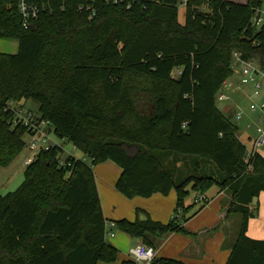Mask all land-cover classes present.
Instances as JSON below:
<instances>
[{
  "label": "trees",
  "instance_id": "1",
  "mask_svg": "<svg viewBox=\"0 0 264 264\" xmlns=\"http://www.w3.org/2000/svg\"><path fill=\"white\" fill-rule=\"evenodd\" d=\"M45 1L25 28L16 0H0V37L18 40L16 53L0 52V165L25 147L26 128L12 127L8 108L23 99L38 102L55 135L86 160L68 155L61 163L59 145L41 150L20 186L0 192V264L116 262L93 169L107 160L122 169L115 186L124 196L175 189L177 212L189 210L193 191L227 189L228 213L242 222L226 264H264V239L247 234L251 204L264 193V152L246 162L240 126L216 104L234 51L264 68V29L250 24L264 0H187L184 22L181 0ZM206 3L209 11L199 10ZM183 158L191 167L179 172ZM116 227L150 246L184 231L142 208ZM152 264L185 263L156 257Z\"/></svg>",
  "mask_w": 264,
  "mask_h": 264
},
{
  "label": "crops",
  "instance_id": "2",
  "mask_svg": "<svg viewBox=\"0 0 264 264\" xmlns=\"http://www.w3.org/2000/svg\"><path fill=\"white\" fill-rule=\"evenodd\" d=\"M232 95L234 98L237 97L235 92ZM109 161L93 167L108 231L111 229L108 226L109 222L121 219L133 221L136 218V209L142 208L148 211L154 220L167 223L174 219L184 229L155 238L153 247L157 258L178 259L185 264L227 263L242 222L240 213H228L232 199L231 192L213 186L205 193L206 202L202 208H196L195 204L201 205L203 202L195 201L199 193L193 191L191 194H195L194 202L191 203L188 198L185 200V205L191 206L189 210L177 212L175 189H171L168 195L158 192L150 197L124 196L115 186L122 169L121 167L117 169ZM112 171L114 172L111 173ZM251 207L255 214L249 219L247 234L252 238L264 239V193L251 204ZM233 214H239L240 217L233 219ZM112 231L114 235H107L106 239L119 250L118 260L114 263L99 262L98 264H120L122 260L132 259L130 250L140 241L117 227Z\"/></svg>",
  "mask_w": 264,
  "mask_h": 264
},
{
  "label": "built area",
  "instance_id": "3",
  "mask_svg": "<svg viewBox=\"0 0 264 264\" xmlns=\"http://www.w3.org/2000/svg\"><path fill=\"white\" fill-rule=\"evenodd\" d=\"M114 1L118 2V0ZM181 1L184 6L187 5V0ZM16 3L17 10L25 28H29L39 18L41 12L48 8V1L45 0H16ZM129 6L130 3H128L127 7ZM49 8L51 9L50 4ZM85 9L89 10L84 4L78 6L79 11ZM199 10L208 12L209 3L202 5ZM90 17H92V14ZM250 24L258 29H264V2L253 9ZM231 67L233 69V75L223 82L221 88L216 93V101H233L232 93L239 92L248 101L249 110L256 114L251 122L247 121V124L244 125L247 129L254 126V132L256 134L255 139L252 140V143L246 149L245 161L249 162L256 153L264 152V85L260 81V78L264 79V68L258 59H245L238 51L233 52ZM175 72L177 75L181 72V69H176ZM235 106L236 119L242 121L244 118V110L239 104H235ZM8 108L13 114L11 119L12 127L22 125L26 128L24 135V137H27L25 146L29 148L31 153L30 157L24 162L25 166L29 165L41 150H48L55 145L62 146L51 141V134L54 133V130L49 120L42 118L24 105H21L20 101H10ZM248 137V139H252L251 135ZM74 150H77L75 146ZM68 155L75 156L73 152L67 155L64 152L61 163H64L65 157ZM80 158L86 160L85 156ZM195 201L203 202L205 201V197L198 195ZM108 226L111 229L114 228L115 222H109ZM111 229L108 231V235L113 236L114 231ZM130 255L136 264H152L156 259V250L153 246L139 241L131 248Z\"/></svg>",
  "mask_w": 264,
  "mask_h": 264
},
{
  "label": "rangeland",
  "instance_id": "4",
  "mask_svg": "<svg viewBox=\"0 0 264 264\" xmlns=\"http://www.w3.org/2000/svg\"><path fill=\"white\" fill-rule=\"evenodd\" d=\"M179 21L184 22V17H185V6L182 3V1L179 2ZM18 51V40L16 38H11V37H0V52H6V53H16ZM176 75V72H174ZM260 81H262L264 85V79L260 78ZM237 94V97H232L233 101H218L217 107L233 122L237 123L240 126L239 130V136L241 141H243L247 146L252 143V140L255 139L256 134L254 132V126L250 129H247L244 125L247 124L248 122H251L252 119L256 116L255 113H252L249 110L248 107V101L246 100L245 96L242 95L239 92H235ZM241 102H240V101ZM21 105H24L26 108L30 109L34 113L39 115V104L33 99H23L20 101ZM235 104L241 105L242 109L244 110V118L242 121H238L236 119V106ZM249 135L252 136V139H248ZM26 140L27 137H24ZM51 141L61 144L65 154H70L74 153L75 156H82L83 153L80 150H74V146L64 140L59 138L57 135L54 133L51 134ZM30 150L28 147H24V149L21 151V153L8 165V166H1L0 165V192L2 194H5L7 192L15 191L20 184L24 180V170H25V160L27 157L30 156ZM90 161V160H88ZM109 163H113L114 167L117 169L120 167L113 161H109ZM192 160L189 158H183L181 162H178L175 164V167L179 170V172H185L187 168L191 167ZM94 167V166H93ZM113 170V169H110ZM112 171L111 173H113ZM216 187V186H214ZM194 195L195 194H190L188 196V201H191V203L194 202ZM198 195V194H197ZM206 201V200H205ZM204 203V201H203ZM202 206L195 204L194 207L200 208ZM240 217L239 214H233L232 218L236 219ZM141 241V240H140ZM142 242V241H141ZM136 243V242H135ZM135 246V245H134Z\"/></svg>",
  "mask_w": 264,
  "mask_h": 264
},
{
  "label": "water",
  "instance_id": "5",
  "mask_svg": "<svg viewBox=\"0 0 264 264\" xmlns=\"http://www.w3.org/2000/svg\"><path fill=\"white\" fill-rule=\"evenodd\" d=\"M34 27V24H32L31 26H30V28H33Z\"/></svg>",
  "mask_w": 264,
  "mask_h": 264
}]
</instances>
